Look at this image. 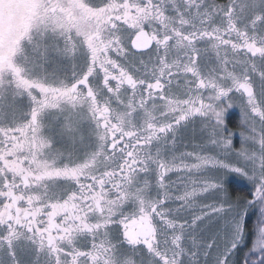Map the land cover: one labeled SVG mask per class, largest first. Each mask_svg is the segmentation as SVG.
<instances>
[{
  "label": "snow or ice",
  "instance_id": "1",
  "mask_svg": "<svg viewBox=\"0 0 264 264\" xmlns=\"http://www.w3.org/2000/svg\"><path fill=\"white\" fill-rule=\"evenodd\" d=\"M0 264H264V0H0Z\"/></svg>",
  "mask_w": 264,
  "mask_h": 264
},
{
  "label": "rangeland",
  "instance_id": "2",
  "mask_svg": "<svg viewBox=\"0 0 264 264\" xmlns=\"http://www.w3.org/2000/svg\"><path fill=\"white\" fill-rule=\"evenodd\" d=\"M233 110H235L236 112H238V114H239V116H240V111H239V108L237 107V108H235V109H232V110H230V111H233ZM228 117V116H227ZM227 117H226V119H227ZM231 131V130H230ZM240 131V128H239V130H238V132ZM237 132V133H238ZM233 144H234V146L236 147V148H239L240 146H241V139H240V137H239V135H236L235 137H233ZM232 181H234V182H236V183H238V184H240L241 186H247L249 189H250V185L242 178V177H240V176H237V175H235V174H231L230 175V177H229V183L230 182H232ZM229 183H228V187H229Z\"/></svg>",
  "mask_w": 264,
  "mask_h": 264
},
{
  "label": "trees",
  "instance_id": "3",
  "mask_svg": "<svg viewBox=\"0 0 264 264\" xmlns=\"http://www.w3.org/2000/svg\"><path fill=\"white\" fill-rule=\"evenodd\" d=\"M233 120H236V117H233L230 119L231 123H233ZM229 193L235 198L237 195L241 196H247L249 188L246 186H241L236 183H230L228 187ZM254 219V218H253Z\"/></svg>",
  "mask_w": 264,
  "mask_h": 264
},
{
  "label": "flooded vegetation",
  "instance_id": "4",
  "mask_svg": "<svg viewBox=\"0 0 264 264\" xmlns=\"http://www.w3.org/2000/svg\"><path fill=\"white\" fill-rule=\"evenodd\" d=\"M233 117H236V120H233V123H231L230 119H232ZM226 122L228 124L229 130H231L232 132H238V130L240 128L239 127V125H240V116H239L238 112H236L235 110L230 111L229 115H228V117L226 119ZM189 150H191V148H189ZM230 183H236V182L232 181ZM230 183H229V185H230ZM236 184H238V183H236ZM238 185H240V184H238Z\"/></svg>",
  "mask_w": 264,
  "mask_h": 264
}]
</instances>
